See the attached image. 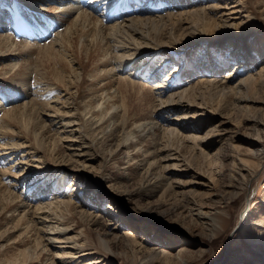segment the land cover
I'll list each match as a JSON object with an SVG mask.
<instances>
[{
	"label": "bare ground",
	"instance_id": "1",
	"mask_svg": "<svg viewBox=\"0 0 264 264\" xmlns=\"http://www.w3.org/2000/svg\"><path fill=\"white\" fill-rule=\"evenodd\" d=\"M18 1L24 3V13L41 16V34L28 32L29 30H26L28 33L24 31V34L41 41L52 37V44L41 43L44 45L41 46V50L45 53L50 52L51 58L54 54L56 60L52 59L53 62L63 64L62 66L65 67H60L59 74L53 71L56 80L65 84L67 79L75 78L74 83L78 84L80 74L66 75L74 66L68 46L77 41L78 43L86 42V46L94 52L97 67L91 81L96 80V83H94V90L86 95L89 97L85 100L81 99L76 90L71 91L64 85L61 86L64 89L65 98L62 95L48 97L54 92L43 93V95L49 94L46 99L43 98L44 101H49L46 104L49 107L43 111L47 117L45 120L37 115L39 102L36 100L34 102L32 99L12 106L3 115L0 114V175L3 174L2 180L0 177V215L3 216L4 223L15 221L14 225H20L25 235H35L34 241L41 251L40 254L48 253L45 263L49 261L48 264H78L80 262L108 264L117 255L111 245L120 241L119 225L123 216L119 214L115 206L108 205L106 209L110 213L101 210L103 196L90 193L89 180L84 181L90 176H83V173L86 169L94 167L105 148L116 145L117 149L125 150L126 162H130L131 165L132 161L136 171L148 164L142 185L137 189L124 191L123 194L128 199L137 194L150 195L157 189L165 187L167 191L171 186L169 182L171 176L159 174V167L169 171H189L188 166L184 165L182 152L170 146L157 149L154 145L156 142L152 144V138H149L152 145L147 144L148 147H145L146 144L142 141L147 142L146 136L150 132L154 134L155 130L163 127L159 123L171 126L160 129L159 135L186 142L188 145L183 147L193 150L201 149L202 151V146L210 147L223 140V131L225 132L226 128H221V125L227 122L222 120L218 125L214 124L218 121L216 113H220L223 108L226 109L229 102L226 100L228 104L225 103L226 106L223 108H213L204 103H196L190 97L196 95L199 99L204 91L207 90L206 92L209 93V90H213L221 94V97L232 100L231 102L234 103L232 106H235L236 102L249 100V98L245 99L244 91L248 89L250 83L264 81V41L261 42V50L256 52V49L252 48L255 54L251 53L249 49L251 46L247 39L241 38L242 28L248 21H254L255 18L252 16L253 10H249L251 8L247 7L245 0ZM1 2L3 1H0V4ZM5 5L2 4V7ZM187 5H192V8L186 10ZM167 9H173L174 12L167 11L163 14L162 12ZM0 13H3L2 8ZM64 17L67 22L64 21ZM191 17L195 18V21L187 22V19ZM65 23H67L66 29L62 32L60 28ZM184 24H188L185 30H183L184 27L182 28ZM239 30L240 33L237 32ZM76 35L78 40L74 38ZM10 40H12L10 36L0 35V63L4 62L0 66V79L5 78L10 83L11 79H14V82L19 79L20 84H23L28 78L26 76L29 74V67L26 63L17 66L13 61L23 53H17L14 47L19 43L15 45ZM225 45L230 47L228 53L223 51ZM255 45L252 47L255 48ZM86 46L83 45V49ZM50 47L51 51L48 50ZM190 54H196L195 58L190 59L188 57ZM163 56L166 58L162 60ZM50 57L47 58L48 61ZM45 61H47L46 58ZM173 63L178 65L171 71ZM41 64L43 65V62ZM257 64H261V68L255 74L256 78L251 72ZM46 65L48 64L44 66ZM113 66H116L115 68L125 76H117ZM67 67L70 68L68 71ZM228 67L231 69L227 75H221L222 70ZM248 69L250 75L236 80L239 74ZM194 76L199 77V80L185 87L194 79ZM145 78L147 79L145 84L138 81ZM119 80L138 86L145 92V96L148 95L147 98L156 101V104L152 103L154 106L152 114L168 107L170 109L168 111L166 109L168 116L157 119V122L153 121L152 117L143 120L139 117L140 119L136 118L138 121H135L133 125L132 120L128 119L127 125L124 123L123 127L132 125L131 128L129 126L128 130L124 129L123 134L118 136V130L121 128L119 121L124 119L126 111L125 108L122 112V106L126 107V104L118 103L120 89L114 87L115 81ZM146 82H151L152 85H146ZM42 89L41 91H45ZM135 92L138 91L135 90ZM33 95L36 96V93L28 92L24 97L28 99ZM222 99L224 101V98ZM5 101V96L0 94V112L3 106L1 104ZM196 106L197 112H192ZM32 116L38 117L35 125L29 121ZM32 120L35 122L36 119ZM252 122L255 129L264 128L262 119L253 118ZM16 125L21 131L15 129ZM205 127L209 129L206 135L202 136L199 133ZM139 133L143 134V140L140 137L138 138L141 140H135L134 136ZM132 137L135 138H133L135 142L130 140ZM61 147L66 152L60 154ZM111 154L113 159L117 158V155ZM239 160L242 162L241 159ZM106 165L105 163L96 165L99 177L101 181L111 182V176L109 177L106 172ZM245 166V164L242 166L245 173H238V177L245 181L247 187L249 181L256 177L262 168L258 167L254 170ZM127 173L125 174L126 184H131L132 179ZM71 175L75 184L67 185V179ZM150 177L155 180L153 184L148 181ZM236 177L234 181H239L240 179ZM8 178L11 179L7 180ZM194 178L198 179L195 183L199 185L207 184L197 176ZM231 183L229 186L233 187V190H238L239 186L244 184L242 181L240 185L233 181ZM9 185L14 188V191L7 188ZM113 186L115 188L113 192H118L115 184ZM105 192L107 195H104L105 197L116 200L115 193L107 190ZM89 194L92 195L91 198ZM87 198L90 200L87 201ZM186 205L182 206L185 207L188 215L201 224H206L210 230L211 228L218 230L219 226L221 227L219 222H217L218 225L213 224L215 221L213 215L216 212L210 213L199 206L196 208ZM246 212L247 207L242 212V218L245 217ZM75 217L84 222L87 221L88 225L75 228L69 222ZM116 217H120V223H114ZM89 226L95 227L98 231L95 241L88 237L91 229ZM110 236L114 238L113 242L107 239ZM6 238L8 233L0 235V240ZM259 240V237L252 239L254 243H262ZM48 245L53 248L52 257L47 248ZM30 251L25 252L26 264L32 263L35 258L34 253ZM99 252L98 256L90 257ZM79 259L82 260L79 262ZM229 262L239 264L236 256L231 257Z\"/></svg>",
	"mask_w": 264,
	"mask_h": 264
},
{
	"label": "rangeland",
	"instance_id": "2",
	"mask_svg": "<svg viewBox=\"0 0 264 264\" xmlns=\"http://www.w3.org/2000/svg\"><path fill=\"white\" fill-rule=\"evenodd\" d=\"M0 1H3L0 4V8H2L3 11V13H0V35L10 36L12 38L10 41L13 44L19 43L14 47L16 49L15 51L17 53L22 52L23 54L18 55L13 61H15L17 66L26 63V66L29 67L28 72L30 74V76L29 74L26 76L28 78H26L23 84H20L19 79L16 82H14V79H11V83L6 81L5 78L0 79V94L4 95L6 98V101L1 104L3 106H1L2 110L0 114L3 115L12 106L21 104L25 102V100L28 101L32 99L34 102H39V104L37 103V115L45 120L47 117L44 115L43 111L49 107V105H46L49 101H44L43 98L46 99L49 94L43 95V93L54 92L48 97L56 95L63 96L65 93L62 87L63 85L71 91L76 90L82 100L87 99L89 96L86 95L94 90L93 87L96 80L91 81V79L96 73L97 66L95 65L94 52L86 46V42L78 43L76 41L75 44L73 42L68 46L72 60L74 61V66L72 71H69L66 75L77 73L80 74L81 78L79 79L78 84L74 83V77V79H67V82L63 84L57 81L53 76V71L58 72L59 74L60 67H64L62 66L63 64L59 65L54 63L53 61L56 60V56L53 54V58H51L50 52L46 51L45 53V51L41 50V46H44L41 45V43L51 45L52 37L46 38V40L44 39L45 41L43 40L41 42L36 39L22 37L17 32L15 33L16 25L18 29L21 28V30H23L26 21L34 16H31L32 14H27L26 12L24 13V7H20L21 12L18 15L14 14L11 7L13 6V3L10 5L8 0ZM245 3L248 8H251L249 10H253L252 16H255V18L254 21H248L246 26L242 28L243 33L241 34V38L247 39L248 44L251 46L249 47L251 53L256 54L257 50H261V42L264 41V0H245ZM2 4H6L5 7H2ZM23 4L24 3H22V5ZM52 6L55 7V5ZM191 8L192 5H187L186 10H190ZM167 11L174 12L173 9H167L162 13L165 14ZM64 19V21L67 22L66 17H64ZM188 19L187 22L189 23H191L190 21H195V18L193 19V17ZM29 21L33 22V19H30ZM39 21L41 23V20ZM5 22H11L12 26L15 23L13 26L14 31L7 29ZM66 24L67 23L61 26L60 29L62 32L66 29ZM187 25L188 24H184V26H182V28L184 27L183 30L187 28ZM30 27L33 29V26ZM31 31L37 32V35H40L41 27L37 30H29L28 32ZM237 32L240 33V30ZM24 33L25 32L22 34ZM74 38L78 40V35L74 36ZM254 42L257 45H255ZM83 45L86 46L85 49H83ZM253 45L256 47H252ZM252 48L256 49V52H253ZM48 50L51 51V47ZM86 50H88V52ZM229 50L230 47L225 45L223 48L224 53H228ZM44 55L47 61H45ZM194 56H196V54H190L188 57L192 59L195 58ZM48 57H50L49 61L47 59ZM162 58L164 59L166 56L161 57V59ZM42 62L43 65L41 64ZM3 63L4 62L2 61L0 66ZM44 63L48 65L44 66ZM173 64L171 71L178 65V63ZM49 67L52 69H48ZM115 67L116 66H113V69L114 72L117 71L115 72L117 76H125V74L119 72ZM260 68L261 64H257L251 72L254 77L257 78L255 74ZM69 69L70 68L67 67V71ZM230 69L231 68L229 67L223 69L221 75H227ZM251 73L248 69L246 72L239 74L236 80L242 77H247ZM198 78L199 77L194 76V79L186 84L185 87L196 83L199 80ZM146 80V78L138 79L139 82L141 81L144 84ZM121 82L122 81L120 80L115 81L114 85L115 88L120 89V91H118V95H120L118 99L120 100V98H122L120 101H123L120 102L118 100V103H123V105L126 104V107L122 106V112L125 108L126 111L124 110V119H120L119 121L121 122V128L118 130V136L123 134L124 129L128 130L129 126L131 128L133 123L140 118L143 120L152 117V119H154L153 121L157 122L159 118L164 119L168 116L167 111L170 110L168 107L162 108L155 114H152V108L154 107L152 106V103L156 104V101L147 98L148 95L145 96V92L138 86ZM146 85L151 86L152 83L146 82ZM41 88L48 92L41 91ZM135 90L138 92H135ZM206 91L201 94L202 97L204 95V98L199 97L198 99L196 98V95L195 97L192 96L193 98H190L196 103H204L213 108H223L226 106V100L229 102V104L228 102L226 103L228 104L226 109L223 108L221 110L222 113H216L218 121L214 125H218L222 120L227 122L226 124L221 125V128H226V130L225 132L223 131L224 139L220 142H217L210 147L202 146V151L201 149L193 150L189 147H183L188 145V143H183L174 137L168 138V136L164 137L159 135L161 131L160 129L171 127L170 125H163L162 123H159L161 124V127L163 126L162 128L155 130L154 134L153 132H150V134L146 136V140L148 139L147 142L143 140L142 133H139L138 135L136 134L137 136H134L136 139L134 137L130 138V140L142 139V142L146 144V146L144 145L145 147L156 142L154 145L157 149H161L160 147L168 148L170 146L171 148L174 147L175 149H178L180 153L182 152L181 155L185 160L184 165L188 166L189 171H169L164 170L163 167V169L159 167V174H170L171 176L169 179L171 186L167 191H165V187L164 189H157L150 195L137 194L128 199L127 196L123 194L124 191L137 189L142 185L144 182L143 177L145 175V168L148 164L142 167V169H137L136 171V169H134L135 165L132 166V161L131 165L130 162H128L129 165L126 162L125 150L117 149L116 145H113V147L106 146L107 148H105L103 155L99 157V161L95 163L94 167L86 169V172L83 173V176H90L88 177L90 179H84V181L89 180L88 183L91 185L90 193L103 196L100 204L101 210L105 213H110L108 212L109 210L106 209L108 205H111L112 207L115 206L119 211V214L123 216L121 223L119 219L120 217H116L114 220L115 224L120 223L119 234L121 238L119 242L112 243L111 247L117 255L115 256V259L110 260L108 264H142V262H145L144 264H230L229 261L231 257L234 256L237 257L239 264H264V128L261 129L258 127V131V128L255 129L256 127L252 122L253 118H260L264 121V81L251 82L248 89L244 91L245 99L249 98V100L236 102L235 106H232L234 103L231 102L232 100L229 101V98L221 97V94L215 93L213 90H209L211 93ZM28 92H34L36 93V96L33 95L26 99L24 96L27 95ZM63 97L62 99L65 98ZM222 98H224V101ZM221 104L224 106H221ZM197 108L198 107L196 106L192 112H197ZM155 116L158 117L156 118ZM30 118L31 120L29 121L30 123L32 122L33 125L38 122L37 116H32ZM34 118L36 119L35 122L32 120ZM136 118H138V120ZM128 119L132 120V125H129L127 128L126 126L123 127L124 123L127 125L126 122H128ZM15 129L21 131L18 125H16ZM208 129L209 127L203 128L199 134L202 136L204 134L206 135ZM21 133L26 136L23 132ZM149 138H152V140ZM150 140L153 143L150 142ZM162 143L165 146H162ZM147 144L149 145L147 146ZM59 150L60 154L66 152L63 147ZM111 153H113V155L115 154V156L117 155V158L115 157L113 159L110 156ZM239 159H241L243 163L240 162ZM99 163L107 164L106 172L109 177L111 176V182L101 181L98 166H96ZM260 163L262 164L261 166ZM244 164L248 169L255 170L258 167L262 168L260 169V173L249 181V186L247 187L245 186V181L238 177V173H245V171H243L244 169H242ZM126 173L132 179L131 184H126ZM2 175L3 174H1L0 177ZM194 176L201 178L207 184L199 185L198 183H195L198 179L194 178ZM235 177L240 180L234 181ZM10 179L8 178L7 180ZM67 181V185H70V183L75 184L72 175L69 176ZM148 181L153 184L155 180L150 177L148 178ZM232 181L235 183L237 182L238 185L241 184V181L244 182V184L242 183L236 191L233 190V187L229 186V184H232ZM6 183L10 184L9 182ZM84 184L86 185L87 183L85 182ZM114 184L117 187L116 191L118 192H113L115 188L114 186L112 187V185ZM7 188L14 191V188L10 187V185L9 187L7 186ZM106 190L111 193L113 192V194L115 193V196H117L116 200L105 197L107 196L105 192ZM89 197L91 198L92 195ZM90 198H87V201L90 200ZM79 199H81L80 195ZM183 204H187L186 206L191 207L195 206L196 208L199 206L202 210L210 213L216 212L215 215L212 214L215 216L213 224L218 225L217 222H219L221 227L219 226L218 230L214 228H211L210 230V227L206 224H201V222L194 217L188 215L187 211H185V207L182 206ZM246 207V215L242 218V212ZM69 222L75 228L88 225L87 221L84 222V220L82 221L78 219V217L72 218ZM15 223V221H7L4 223L3 216L0 215V235L2 236L5 232L8 233V238L0 240V264H26L24 262L25 252L29 250L35 255L33 262L30 264H48L49 261L45 263L48 253L40 254L41 251H39L40 249L37 248L38 245L34 241L35 235H25L24 229H22L20 225H14ZM89 227L91 229L89 228L90 234L88 233V237L95 241L97 239L98 231L95 227ZM27 237L30 238L27 239ZM257 237L260 238L259 241H262V243L257 244L254 243L255 241H252V239L254 240ZM107 239L110 242H113L114 240L112 236L107 237ZM44 243L46 244V242H43V244ZM47 248L50 250L52 257L54 252L53 248L49 245ZM99 254L100 252L95 253V255H90V257H95ZM82 259H79L78 261L80 262ZM82 263L83 262H80L78 264Z\"/></svg>",
	"mask_w": 264,
	"mask_h": 264
}]
</instances>
